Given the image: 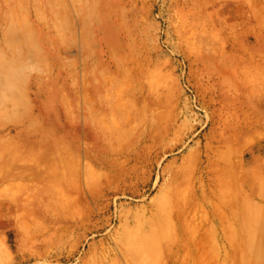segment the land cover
Returning <instances> with one entry per match:
<instances>
[{"label":"rangeland","instance_id":"374dc122","mask_svg":"<svg viewBox=\"0 0 264 264\" xmlns=\"http://www.w3.org/2000/svg\"><path fill=\"white\" fill-rule=\"evenodd\" d=\"M196 1L0 0V264H130L124 238L174 228L170 185L205 189L222 153L235 223L264 216V0Z\"/></svg>","mask_w":264,"mask_h":264},{"label":"bare ground","instance_id":"6f19581e","mask_svg":"<svg viewBox=\"0 0 264 264\" xmlns=\"http://www.w3.org/2000/svg\"><path fill=\"white\" fill-rule=\"evenodd\" d=\"M193 2L197 3L196 0H188L190 4ZM196 5L199 6L198 3ZM194 11V6H189L180 9L179 12L181 23L188 32H193V27L196 26L195 20L194 22L189 20ZM241 75L244 83H253L258 80L249 72L247 64H243ZM68 150L66 147L63 149L64 160L60 162L66 168V174L73 176L75 172L69 166ZM255 158L256 156L253 155L250 160ZM46 164L53 168V166L57 167L58 162L55 159H48ZM244 164V160H234L225 153L216 157L210 156L205 178L207 187L195 188V190H190L195 174L191 172V167H186L177 181L170 185L168 191L169 197L175 202L177 212L175 227L155 226L148 236L131 234L124 238L121 243L122 248L131 263L264 264V216L260 213L261 209L258 205L249 203L251 213L248 214V218H245V222L235 223L239 211L236 199L237 175L238 169ZM51 175L57 178L60 175L63 176V172L57 169ZM260 186L264 204V181ZM197 196L201 197L200 199L208 208L207 216L201 219L200 227L195 226L187 215L190 209L198 208L196 207ZM234 226L237 227L236 230H232Z\"/></svg>","mask_w":264,"mask_h":264}]
</instances>
